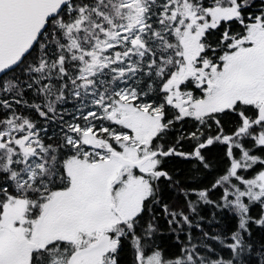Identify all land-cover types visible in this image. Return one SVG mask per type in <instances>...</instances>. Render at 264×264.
Instances as JSON below:
<instances>
[{"label":"snow or ice","instance_id":"6c2138e0","mask_svg":"<svg viewBox=\"0 0 264 264\" xmlns=\"http://www.w3.org/2000/svg\"><path fill=\"white\" fill-rule=\"evenodd\" d=\"M0 264H264V0H0Z\"/></svg>","mask_w":264,"mask_h":264}]
</instances>
